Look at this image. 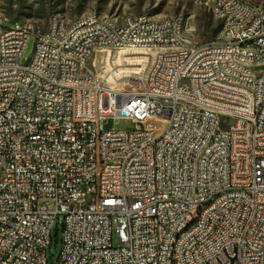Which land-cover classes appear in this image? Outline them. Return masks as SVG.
Segmentation results:
<instances>
[{
	"label": "built area",
	"instance_id": "obj_1",
	"mask_svg": "<svg viewBox=\"0 0 264 264\" xmlns=\"http://www.w3.org/2000/svg\"><path fill=\"white\" fill-rule=\"evenodd\" d=\"M193 1L224 13L218 38L180 43L179 15L147 34L144 13L0 26V264H48L60 216L58 264H264V2ZM116 56L133 69L109 77Z\"/></svg>",
	"mask_w": 264,
	"mask_h": 264
},
{
	"label": "rangeland",
	"instance_id": "obj_2",
	"mask_svg": "<svg viewBox=\"0 0 264 264\" xmlns=\"http://www.w3.org/2000/svg\"><path fill=\"white\" fill-rule=\"evenodd\" d=\"M251 3H262L264 0H245ZM92 11L117 18L125 14H148L153 18L175 17L186 18V29L195 33L200 42L214 40L221 32L220 23L202 7H195L192 0H0V26L14 27L16 23L31 26L35 31H44L52 16L72 20L76 15ZM36 37H29L22 61L32 57ZM131 120H110L106 130L133 129ZM52 242L47 249L48 264H58L62 250L63 218L60 216L51 231Z\"/></svg>",
	"mask_w": 264,
	"mask_h": 264
},
{
	"label": "bare ground",
	"instance_id": "obj_3",
	"mask_svg": "<svg viewBox=\"0 0 264 264\" xmlns=\"http://www.w3.org/2000/svg\"><path fill=\"white\" fill-rule=\"evenodd\" d=\"M236 3H241L246 6L247 9H260V3H251L245 0H233ZM192 3L195 7H202L207 10V12L212 16L213 19L217 20L220 24L224 23V13H213L211 11V5L200 4L199 1H193ZM106 14H100L97 12L88 11V17H94V20H101ZM135 14H125L123 17H134ZM169 17L159 18V25L163 33H169V35H176V28H172V22L168 20ZM113 20H120V18L114 17ZM158 18H153L148 14L142 19V26L145 27L147 34H158V26L156 22ZM186 18L179 15L177 22V34L180 43L184 45L192 44V37L190 36V30L186 29L184 23ZM66 22H75V17L72 20H66ZM20 30L34 31L31 26L19 23ZM1 31H13V27L1 26ZM88 33V25H77L75 29H71L69 33V40L80 39L82 35ZM149 43V35H138L131 36L128 38L127 45H122V52H129V50H134V57H142V50L138 49L140 45H146ZM98 50V41L90 40L87 43V51L96 52ZM162 53V45H153V54ZM119 55V54H116ZM114 58V57H113ZM127 63V56H116V66L109 70V77H118L122 75L123 72H128V70L133 69L131 65H125ZM224 65H233L232 57L224 58ZM262 70H264V61H262ZM143 74H150V67H143ZM240 81H249V73L241 72ZM60 103V96L51 95L39 103V110H48L50 107H54L55 104Z\"/></svg>",
	"mask_w": 264,
	"mask_h": 264
},
{
	"label": "trees",
	"instance_id": "obj_4",
	"mask_svg": "<svg viewBox=\"0 0 264 264\" xmlns=\"http://www.w3.org/2000/svg\"><path fill=\"white\" fill-rule=\"evenodd\" d=\"M220 27H221V25H220Z\"/></svg>",
	"mask_w": 264,
	"mask_h": 264
}]
</instances>
